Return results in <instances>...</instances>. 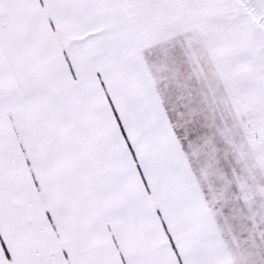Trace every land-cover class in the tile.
I'll return each mask as SVG.
<instances>
[{
	"label": "snow or ice",
	"instance_id": "1",
	"mask_svg": "<svg viewBox=\"0 0 264 264\" xmlns=\"http://www.w3.org/2000/svg\"><path fill=\"white\" fill-rule=\"evenodd\" d=\"M0 264H264V0H0Z\"/></svg>",
	"mask_w": 264,
	"mask_h": 264
}]
</instances>
